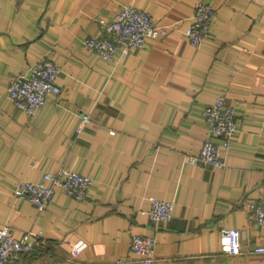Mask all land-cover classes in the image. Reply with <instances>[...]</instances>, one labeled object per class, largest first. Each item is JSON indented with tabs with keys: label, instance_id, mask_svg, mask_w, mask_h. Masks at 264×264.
Returning a JSON list of instances; mask_svg holds the SVG:
<instances>
[{
	"label": "crops",
	"instance_id": "0c3cea01",
	"mask_svg": "<svg viewBox=\"0 0 264 264\" xmlns=\"http://www.w3.org/2000/svg\"><path fill=\"white\" fill-rule=\"evenodd\" d=\"M198 3L216 16L193 47L183 31ZM123 6L167 32L107 62L82 42ZM44 58L61 69V93L28 116L6 90ZM220 96L237 126L224 166L188 165ZM83 114L90 123L76 134ZM61 167L92 179L84 201L57 192L40 213L12 195ZM263 197L264 0H0V228L40 236L16 264H138L132 235L154 239L153 264H264L248 253L264 245V226L246 207ZM152 198L173 204L168 222L151 221ZM228 228L243 254L220 252Z\"/></svg>",
	"mask_w": 264,
	"mask_h": 264
},
{
	"label": "built area",
	"instance_id": "2783aa9c",
	"mask_svg": "<svg viewBox=\"0 0 264 264\" xmlns=\"http://www.w3.org/2000/svg\"><path fill=\"white\" fill-rule=\"evenodd\" d=\"M215 16L216 12L210 4L198 3L194 7L191 22L184 30V36L191 46L198 47L207 37ZM98 22L102 36L87 38L82 44L107 62L113 61L116 54L127 55L140 51L146 45L147 38L155 39L167 32L165 29L156 28L147 13L132 6H123L111 21ZM60 73L58 65L48 59H41L31 66L27 73L11 79L6 90L7 99L17 110L33 116L46 104L50 95L61 93L57 83ZM203 116V142L197 154L186 156L185 161L191 166L218 170L224 166L220 150L229 148L230 140L237 130L235 109L220 96L205 108ZM89 123L90 117L81 115L75 133L82 132ZM213 138L221 139V143H214ZM91 185L92 179L89 176L61 167L55 174L44 173L37 182H18L12 190V195L42 213L57 192L81 202L87 198ZM150 203L149 216L152 222L162 224L170 220L173 208L171 202L152 198ZM246 207L254 223L264 226V197L258 201H250ZM39 237L26 232L16 238L9 227L0 228V264H16L20 257L31 254ZM129 248L138 264H153L155 241L152 237L132 235ZM220 252L227 256L243 254L238 230L228 228L224 231ZM248 253L264 254V245H255Z\"/></svg>",
	"mask_w": 264,
	"mask_h": 264
},
{
	"label": "trees",
	"instance_id": "16d2710c",
	"mask_svg": "<svg viewBox=\"0 0 264 264\" xmlns=\"http://www.w3.org/2000/svg\"><path fill=\"white\" fill-rule=\"evenodd\" d=\"M206 4V3H205ZM208 4V3H207ZM197 5V4H196ZM214 9V8H213ZM189 24V23H188ZM188 24H186V26L188 25ZM186 28V27H185ZM185 30V29H184ZM183 34H184V31H183ZM100 37V36H99ZM186 39V38H185ZM187 41V40H186ZM188 42V41H187ZM189 43V42H188ZM190 45V44H189Z\"/></svg>",
	"mask_w": 264,
	"mask_h": 264
}]
</instances>
